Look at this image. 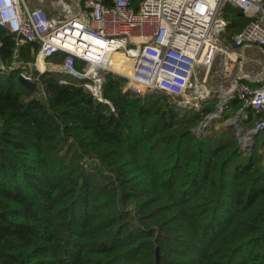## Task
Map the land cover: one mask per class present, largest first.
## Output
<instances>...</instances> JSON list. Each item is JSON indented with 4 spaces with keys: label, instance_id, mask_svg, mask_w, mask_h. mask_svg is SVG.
I'll list each match as a JSON object with an SVG mask.
<instances>
[{
    "label": "trees",
    "instance_id": "obj_1",
    "mask_svg": "<svg viewBox=\"0 0 264 264\" xmlns=\"http://www.w3.org/2000/svg\"><path fill=\"white\" fill-rule=\"evenodd\" d=\"M224 16L229 40L249 21L231 4ZM0 42L3 63L39 47L3 25ZM19 75L0 72V264H264V131L247 150L222 120L197 133L216 98L181 107L112 71L114 108L60 73L35 71L32 87Z\"/></svg>",
    "mask_w": 264,
    "mask_h": 264
},
{
    "label": "built area",
    "instance_id": "obj_2",
    "mask_svg": "<svg viewBox=\"0 0 264 264\" xmlns=\"http://www.w3.org/2000/svg\"><path fill=\"white\" fill-rule=\"evenodd\" d=\"M76 4L66 0L37 5L31 0H0V25L9 28L17 45L39 43L35 71L60 73L61 82L71 79L82 84L112 108L103 94L108 71L127 78L124 90L180 96L184 100L178 99L179 105L196 110L201 102L215 97V108L195 128L197 133H208L215 121L222 120L234 127L247 150L264 131V117L246 125L250 110L264 111V76L256 84L238 79L228 86L203 85L191 90L197 70L211 68L222 52H228L223 42L227 4L249 17L232 36L234 45L264 47V0H84ZM48 6H58L60 12ZM5 15L9 19L5 20ZM59 51L66 52L62 62H46ZM113 51L131 61L129 74L112 68ZM18 55L16 48L10 63L0 60V72L20 69V74L33 80L35 71L26 69ZM77 60L81 67H77ZM41 61L45 70L39 67ZM234 100L240 104L227 115Z\"/></svg>",
    "mask_w": 264,
    "mask_h": 264
},
{
    "label": "rangeland",
    "instance_id": "obj_3",
    "mask_svg": "<svg viewBox=\"0 0 264 264\" xmlns=\"http://www.w3.org/2000/svg\"><path fill=\"white\" fill-rule=\"evenodd\" d=\"M31 1L35 5H37L38 3L50 4V2H51V0H31ZM66 1H68L72 4L77 3L75 6H79L84 0H66ZM78 3H79V5H78ZM48 7L56 10L58 13L60 12V7H58V6H48ZM54 10H52V12H54ZM223 38H224L223 42L226 45L225 38H227V37L225 34L223 35ZM235 50L237 52V57H235L236 59L230 60L228 55H227V52H222L220 54V57L218 58L216 64H214L211 68H203V67L199 68L197 70V73L193 77L194 85H193V88H191V90L194 89L195 87H202L203 85H205V86L207 85V87H209V88L216 87L218 85L228 86L238 79L254 78L252 76H254L255 74L258 76H264V48L252 45V46L238 47V48H235ZM119 54H122L121 52L118 53V56H124V55H119ZM112 57H113V62H114V56L112 55ZM18 58L21 60V64L24 65L26 67V69H32L33 71L36 70L35 69V67H36V55H35V58L33 61H25L20 56V54L18 55ZM228 59H229V61H228ZM253 59L257 60L258 64H255V62L252 61ZM46 62H47V60H46ZM128 63L129 62H127V64L124 65L125 66L124 69L126 72H128L129 68H130V65ZM6 64H8V63H6ZM226 64H228L229 67L231 66L232 73H230V71H224V72L221 71V68H222V70H223V68L225 70L228 68V67H226ZM115 69L120 70L117 68H115ZM235 71H236V73H235ZM258 76H256V78H258ZM35 79H36V77L33 80H35ZM247 81H249V80H247ZM172 98L177 103H178V99L184 100L180 96L176 97V98L172 96ZM212 98L214 99L215 97H211V99ZM206 100H208V99H206ZM206 100L201 102L200 105L202 106V104ZM216 101H217V99H216ZM181 107L193 108L190 106H183V105H181ZM215 126H217V127L220 126L218 121H217V123L215 121V124L213 127H215ZM261 150H263V152H264V144L262 145Z\"/></svg>",
    "mask_w": 264,
    "mask_h": 264
},
{
    "label": "crops",
    "instance_id": "obj_4",
    "mask_svg": "<svg viewBox=\"0 0 264 264\" xmlns=\"http://www.w3.org/2000/svg\"><path fill=\"white\" fill-rule=\"evenodd\" d=\"M227 5H229V4H227ZM227 7V6H226ZM233 36V35H232ZM225 40H226V43H227V45H228V47H229V49H228V52H227V55H228V57H229V59L230 60H234V59H236L235 58V56L234 55H236L235 54V52H236V50H235V48H238L237 46H235L234 45V43H233V40H232V38L229 40V39H227V38H225ZM250 46H252V45H250ZM255 46H257V45H255ZM259 47V46H258ZM264 48V47H263ZM235 50V51H234ZM233 51V52H232ZM233 53V54H232ZM237 53V52H236ZM220 57V56H219ZM218 57V58H219ZM218 58H217V60H218ZM229 59H228V61H229ZM217 60H216V62H217ZM252 61H254L255 62V64H258V61L257 60H255V59H253ZM216 62H215V64H216ZM234 65V64H233ZM232 65V66H233ZM226 67H228L226 70L223 68V70H222V68H221V71L222 72H224V71H230V73H232V68H231V66L229 67V65L228 64H226ZM220 70V69H219ZM235 73H236V71H235ZM234 73V74H235ZM256 76H258V75H254V76H252V77H254V78H245L246 80H249L250 82H252V83H254V84H256V83H258V81H259V79L262 77V76H258V78H256ZM241 77V76H240ZM244 79V80H245Z\"/></svg>",
    "mask_w": 264,
    "mask_h": 264
},
{
    "label": "water",
    "instance_id": "obj_5",
    "mask_svg": "<svg viewBox=\"0 0 264 264\" xmlns=\"http://www.w3.org/2000/svg\"><path fill=\"white\" fill-rule=\"evenodd\" d=\"M18 80H19L20 84L27 86V87L38 86L37 81L31 80V79L25 77L23 74H20L18 76ZM156 260H157V262H160V248H159V246L156 247Z\"/></svg>",
    "mask_w": 264,
    "mask_h": 264
},
{
    "label": "bare ground",
    "instance_id": "obj_6",
    "mask_svg": "<svg viewBox=\"0 0 264 264\" xmlns=\"http://www.w3.org/2000/svg\"><path fill=\"white\" fill-rule=\"evenodd\" d=\"M118 53H119V51H113V52H111V54H110V64H111V66H113V57H112V55H118ZM232 54H233V53H232ZM119 55H123V54H119ZM234 56H235V55H234ZM244 56H245V55H244ZM117 62L120 63V62H121V59L118 58ZM128 64L130 65L129 71L126 72L125 69L122 70V71H123V72H126V73L129 74L130 71H131V61H130ZM39 67H40L41 70H45L44 63H42V61H41L40 65H39ZM112 68H113V67H112ZM124 68H125V66H124ZM113 69H115V68H113ZM115 70H116V69H115Z\"/></svg>",
    "mask_w": 264,
    "mask_h": 264
},
{
    "label": "clouds",
    "instance_id": "obj_7",
    "mask_svg": "<svg viewBox=\"0 0 264 264\" xmlns=\"http://www.w3.org/2000/svg\"><path fill=\"white\" fill-rule=\"evenodd\" d=\"M4 19H5V20L9 19V16L5 15V16H4ZM15 26H16V22H15V20H13V27H15Z\"/></svg>",
    "mask_w": 264,
    "mask_h": 264
}]
</instances>
